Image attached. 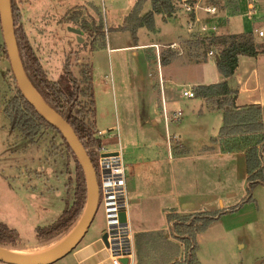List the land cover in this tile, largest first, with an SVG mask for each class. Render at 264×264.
<instances>
[{
  "label": "rangeland",
  "instance_id": "obj_1",
  "mask_svg": "<svg viewBox=\"0 0 264 264\" xmlns=\"http://www.w3.org/2000/svg\"><path fill=\"white\" fill-rule=\"evenodd\" d=\"M16 1L22 11L21 22L26 28L31 44L53 81H59L67 91H70L71 78L65 71V62H69V70H72L75 77H79L80 73L77 62L81 61L92 68L96 129L104 130L114 125L112 134L117 132L120 134L127 170V216L131 233L134 235L137 231L160 227L167 233L171 232L172 240H177L165 215L164 209L167 206H162L160 200H146L152 198V195L156 196V192L143 190V187L138 188L140 181H137V177L134 186L135 173L132 171V165L141 157L158 152L157 149L164 153H167L166 150L168 153L171 151L175 158L179 157L181 154L174 150L179 144L186 146L187 154L193 156L200 148L212 143L211 137L217 134L224 121L220 111L207 110L208 103L203 99L196 96L185 98L181 95L183 88L193 87L192 83L195 80L203 79L204 66L216 63L213 56L208 55L206 61L198 62L188 58L181 51L182 48L187 50L190 39L196 37L193 35H197L200 22L196 23L197 32L190 31L187 17L191 16L183 8H179L173 16L167 18L157 14L155 26L141 27L135 41L133 32L122 29V26L137 0ZM257 3L260 7L264 6V0H258ZM247 4V0H241L240 11L230 16L229 22L233 25L231 31L237 33L254 31L258 15L256 18L249 16ZM151 5L152 0H143V12L151 10ZM78 10L84 13L80 19L102 23L105 39L102 35L81 31L75 21L69 20V17ZM257 40L262 44L261 52L264 53V37H257ZM154 41L162 44V56L164 53L176 52L167 64H162L160 71L162 76L163 72L174 76L173 83L167 86L164 84L163 95L170 98V106L166 104L169 112L178 108L184 111L183 120L171 121L167 129L161 112L163 124L159 127L148 124L145 126L138 120L130 128L128 118L131 122L135 121L147 109L150 96L147 98L149 86L146 87V84L149 82L146 78L150 77L151 81L155 82L154 71L147 62V67L140 62L142 55L143 57L145 55L146 59L144 49L139 50L140 54L137 55L134 50L128 48H114L130 46L132 43L149 44ZM171 41L177 43V46L165 47L171 44ZM3 45L0 28V223H6L18 232L16 239L18 247L7 248L35 251L58 243L64 238L65 233L51 239L37 237L36 229L40 226L49 230V227L64 219L66 211L72 209L77 187V158L69 152L58 132L49 129L37 142H31L18 128H13L4 113L6 102L4 95L10 97L16 91L14 85L16 80L13 77V70H9L10 64L5 57ZM190 50V53L194 51L197 55H201L203 51L199 45ZM152 62L155 63V58ZM155 65L158 68L157 63ZM262 72L264 74V65ZM217 73L220 75L219 71ZM156 82L152 88L158 95L162 93V87L159 78ZM172 133H176L178 139L172 140L169 151L168 136ZM116 139L115 137L113 143L108 145L110 150L120 147ZM158 141L159 148L156 145ZM216 146L221 148L217 143ZM128 149H131V152ZM196 160L198 159L194 157L190 159V163ZM94 165L100 174V161L97 158ZM175 165L167 162L162 168L171 180H174L171 172ZM220 171L224 174L222 165ZM240 171H237V175H230L229 180L225 174L222 176L212 173L213 175L209 177L202 175L203 182L207 181L206 186L231 188L234 192H243L252 198L242 210L221 215L220 218L213 220L206 230L197 233L195 253L199 264H264V183L256 184L248 193L249 185L244 186L242 183ZM244 172L246 175L245 168L242 170L243 174ZM241 184L244 188H241ZM179 189L182 190L181 187ZM138 194L146 197L142 203L136 199ZM94 217L81 245L97 237H103L105 233L107 219L103 205L99 206ZM180 252L182 260H186L187 253L184 248ZM0 264L12 263L1 261ZM55 264L76 262L70 253Z\"/></svg>",
  "mask_w": 264,
  "mask_h": 264
},
{
  "label": "trees",
  "instance_id": "obj_2",
  "mask_svg": "<svg viewBox=\"0 0 264 264\" xmlns=\"http://www.w3.org/2000/svg\"><path fill=\"white\" fill-rule=\"evenodd\" d=\"M191 2L194 4L196 0H191ZM220 2L221 0L205 1V3L214 5H219ZM179 3V0H152V9L144 13L143 0H137L129 16L126 17L122 29L131 30L135 41H137V33L141 27L153 28L155 26V15L157 14L162 15L163 18L173 16L183 6L178 7L177 4ZM12 9L17 46L30 82L47 104L71 124L80 141L83 142L90 159L95 164L99 150L107 143L96 134L94 83L92 81L91 66L81 61L77 62L80 73L79 77H75L72 75V70H69V62H65V71L71 78L72 88L70 91H67L59 81H53L42 64L36 49L31 44L26 28L21 22L22 11L16 0H12ZM83 14L81 10H78L69 17V20L75 21L80 26L81 31H89L92 32L91 34H98V36L102 35L105 39L102 23H97L95 20L90 22L85 18L80 19ZM0 28H2L1 16ZM197 35L194 34L193 36L196 37L191 38L192 40L190 39L188 42L190 47L193 49L195 45H199L203 49L199 56L204 60L207 59L209 51L213 50V57L222 80L218 83L194 86L195 96L209 101L215 109L222 110L224 123L213 142L219 144L223 152L245 151L249 193L253 186L264 183V105L246 104V106H238V92L229 87L227 78L233 74V70L238 64V58L258 56L261 53L262 44L257 40V37L260 36L254 31L227 33L225 35L218 33L202 35L197 33ZM2 38L4 41L3 28ZM3 47L5 57L10 64L5 42ZM175 55L174 52H170V55L164 53L162 63H168ZM155 56L153 53L149 56V59H154ZM191 56L193 57V54ZM9 66V70H13L11 64ZM13 77L15 79L14 74ZM14 85L16 91L10 97L4 95L6 101L4 113L13 128H18L31 142H37L49 129L58 132L69 152L75 157L59 129L49 123L28 102L15 81ZM76 179L77 187L72 209L66 211L64 219L49 227V230L39 226L36 229L37 237L51 239L58 234H66L80 219L87 202V181L79 160H77ZM251 198L252 196L249 197V200ZM238 207L239 205H235L231 210H236ZM167 215L169 222L172 223L173 233L177 241L166 237L163 230L135 232V264H199L195 253L196 235L206 230L213 220L222 215V211L212 210L210 212L184 214L177 213L173 209ZM17 237L18 232L15 229L10 228L6 223H0V247H18L16 245ZM182 248L187 253L186 260L178 257L181 256L180 250Z\"/></svg>",
  "mask_w": 264,
  "mask_h": 264
},
{
  "label": "crops",
  "instance_id": "obj_3",
  "mask_svg": "<svg viewBox=\"0 0 264 264\" xmlns=\"http://www.w3.org/2000/svg\"><path fill=\"white\" fill-rule=\"evenodd\" d=\"M196 1H198L199 4H202L204 6L214 5V4L205 3L206 0H196ZM257 1L247 0L248 3L247 7L249 8V13H248L249 16L255 17L258 15L257 17L258 22H256L255 24L256 27L254 29V32L256 34L258 33L259 30H264V6L260 7ZM179 2H180L179 5H182L181 0H179ZM214 6L217 7V12L215 14L203 10H197V16L199 17V19H201V21L203 22L207 21L210 23L217 24L219 29L218 34L220 35L221 34L225 35L227 33H237L236 31L230 30L233 27V25L229 22V18L232 14H235V12L240 11L241 0H221L219 5L217 4ZM253 6L254 8L252 9L251 7ZM181 8H183V6H181ZM187 19H189V15ZM173 42L174 41H171V43ZM155 43L160 44L159 42H155V41L149 44L132 43L130 46H125V47L119 46V47H115L114 49L128 48L134 50V53L137 55L140 54L138 53L139 50L144 49L146 51V59H145V55L144 57L142 55L140 62L144 67L145 66L147 67V63L148 65H150L151 70L154 71L153 76L155 78L153 79L156 82V79L158 80L159 69L156 68L155 63L152 62L153 59L151 60L149 59V56L153 55V53L156 55V48L153 46ZM190 48L191 47L189 44L187 45V50L186 48L185 49L182 48L181 50L185 55L188 56V58L190 57L192 60L198 62L206 61L208 59L207 57V59L204 60L194 51L190 53L191 51ZM168 54L170 55V52H168ZM191 54H195V55H193L192 57ZM216 65L217 63H215V65L207 64L206 66H204L203 79L195 80V82L192 83L193 87L197 85H207L211 83L220 82L222 80V77L217 73L218 71H216ZM263 65H264V53L262 52L259 53L258 56H245L238 58V64L234 68L233 74L227 78L229 84H231L234 90H237L238 92L237 95L238 106L242 107V106H246V104L264 105V74L262 72ZM173 77H174L173 75L170 74L168 75L167 73L163 72L164 84L166 83L167 86L169 83H173L174 82ZM148 78H146L147 81L149 82L148 84H146V87L149 86L147 90L148 92L147 98L149 96L150 97L148 98L147 109L145 110L144 114H142L140 118H136L135 121L131 122L130 119L128 118L130 128L133 125H135L138 122V120H140L141 123L145 124V126L148 124L149 126L159 127L161 124H163L160 115L161 112H163L162 99L164 98L165 101L167 100L166 104L170 106V101H169L170 98L166 97L167 98L166 99L163 93L157 95L156 90L152 88V86L154 87L155 82L151 81V78L148 80ZM203 100L206 103H208L207 110H209L210 112L220 111L223 118L222 110L215 109L213 105L210 104L209 101L205 99ZM223 123L221 127L223 126ZM221 127L219 128L217 134L211 137L212 143L209 144V146L205 145L202 148H200L197 154L193 156L192 154H187L186 146H184L183 144H179L174 147V150H176V153H179L181 155L175 158L174 154H172V152L170 151L172 142L170 144L168 142V148L170 151L169 153L168 150H166L167 153H164V152H160V150L157 149L158 152L156 151L152 152L150 153L149 156H145L144 158L141 157L140 159H138V161H136L132 165V171L135 173L133 175L134 186L138 178L137 181H140L138 188L143 187V190L146 189L148 191H151L152 193L156 192V196L152 195L153 196L152 198L151 197L146 198L138 194L137 196L139 198L136 196L135 197L137 200H139V203H142V201H144L143 198H146V200L149 201H153V199H155L156 201L160 200L162 206L163 205L167 206L166 209H164V211L166 210L165 215H167L173 209L177 213H184V214L210 212L212 210H221L222 215H224L235 211H240L246 205H248V203L250 202L249 200L250 195L248 193H247L248 195H245L243 192H237V191L234 192L231 190V188L225 189V188L217 187L215 185L206 186L205 183H207V181L203 182V176L209 177V175L212 176L214 173H217L218 175H222V176L225 174V176L229 180L231 178L229 177L230 175L232 174L237 175V171L241 170L240 175L242 176L241 179L242 183L244 184V186L249 185L245 151L223 152L221 148L215 146L216 144L213 142L215 136L219 134ZM113 128H115L114 125L108 126L101 131L114 130ZM115 137H113V139ZM116 138H117L116 140H118V137ZM103 139L106 141L108 145L113 143L112 137L103 138ZM156 145L158 147L159 141L156 143ZM128 151L131 152V149H128ZM194 157H196V159L198 160L190 163V159H193ZM167 162H169L170 164L177 165L174 166L171 172V177H173L174 180H171L170 177H167L168 174L164 172V170H162V168L165 167V165H167ZM221 165L223 167L224 174L220 171ZM244 168L246 169V175L245 172L244 174L242 173V170H244ZM175 181L179 183V187H181L182 190H180L179 187H177V182ZM244 186L242 185L241 188H244ZM168 202L170 203L168 204ZM235 205H239V207L236 210H231V208ZM220 217L221 216H219L218 218ZM167 221L169 223V227L173 229V227H171L172 223H170L168 220V215H167ZM153 230H163L165 231V234L167 233L165 229H161L160 227H154ZM153 230L149 228V230H143V231L150 232ZM137 232H142V231H137ZM166 237L171 239L172 237L171 232L167 233ZM100 239L101 236L85 244L81 245L80 243L77 246V248L72 252V256L74 257L76 264H112L111 255H109L105 245L102 243Z\"/></svg>",
  "mask_w": 264,
  "mask_h": 264
},
{
  "label": "built area",
  "instance_id": "obj_4",
  "mask_svg": "<svg viewBox=\"0 0 264 264\" xmlns=\"http://www.w3.org/2000/svg\"><path fill=\"white\" fill-rule=\"evenodd\" d=\"M105 1V0H103ZM181 4L188 14L193 15L189 17L187 24L189 25L190 31H196V23L200 22L198 33L202 35L206 34H217L219 32L218 25L210 22H203L197 16V10H203L210 13H216L217 7L212 5H202L196 1L194 4L191 0H181ZM252 9L254 8L251 7ZM258 34L260 37H264V30H259ZM156 48L155 63H157L159 69V82H161L162 93L164 80L161 74L162 66V51L160 44L153 45ZM177 43L173 42L165 47L175 48ZM208 55L213 56V50L209 51ZM181 95L185 98L195 97V91L193 87L183 88ZM163 98V97H162ZM163 101V120L166 128L168 129L171 121L179 122L183 120L184 111L181 108L175 109L169 112L166 108V101ZM114 130L109 131H97V136L101 138H110L113 136L118 137L119 148L110 150L108 144L101 147L98 153L97 159L100 161V174L97 171V177L99 179V198L100 206L103 205L105 208V217L107 219L105 233L107 238L101 237L102 243L105 245L109 255H111L112 264H124L121 258L128 257V264H135V240L134 235L130 231L129 219L127 222L121 220L120 213L125 211L127 213L128 197H127V173L125 167V159L123 157V150L121 142L119 140L120 134H112ZM169 144L172 140L178 139L176 133H172L168 136ZM97 169V168H96Z\"/></svg>",
  "mask_w": 264,
  "mask_h": 264
},
{
  "label": "water",
  "instance_id": "obj_5",
  "mask_svg": "<svg viewBox=\"0 0 264 264\" xmlns=\"http://www.w3.org/2000/svg\"><path fill=\"white\" fill-rule=\"evenodd\" d=\"M0 16L4 42L7 47L10 64L13 68L17 85H19L20 90L28 102L32 104L49 123H51L54 127H57L62 133L77 160H79L82 165L85 179L87 181V202L83 213L81 214L77 225L63 236L64 241L55 252L44 258L30 259L22 256H16L8 251L9 248L1 246L0 262L3 261L12 264H55L77 248L95 219L94 216L100 206V187L99 179L97 177V169L94 166L93 161L90 159L83 142L80 141L71 124L67 122V120L64 119L60 113L47 104L38 90L30 82L20 56L19 47L17 46L12 0H0ZM78 37L81 38L79 34ZM229 87L234 89L231 84H229ZM120 216L123 222L128 221V216L125 211H122ZM103 236L104 239L107 238L106 235ZM121 261L124 264H128L129 258L123 257L121 258Z\"/></svg>",
  "mask_w": 264,
  "mask_h": 264
},
{
  "label": "bare ground",
  "instance_id": "obj_6",
  "mask_svg": "<svg viewBox=\"0 0 264 264\" xmlns=\"http://www.w3.org/2000/svg\"><path fill=\"white\" fill-rule=\"evenodd\" d=\"M64 241V239L60 240L58 243H53V245H49L45 248L35 250V251H28V250H13V249H8L9 252L16 256H22L30 259H40L47 257L48 255L52 254L55 252L58 247L61 245V243Z\"/></svg>",
  "mask_w": 264,
  "mask_h": 264
}]
</instances>
